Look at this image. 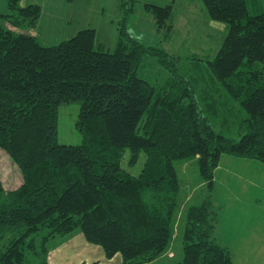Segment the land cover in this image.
Returning <instances> with one entry per match:
<instances>
[{
  "label": "trees",
  "instance_id": "trees-1",
  "mask_svg": "<svg viewBox=\"0 0 264 264\" xmlns=\"http://www.w3.org/2000/svg\"><path fill=\"white\" fill-rule=\"evenodd\" d=\"M5 1L0 146L21 179L12 188L0 179V264H53L49 242L75 231L107 258L119 253L121 264L152 261L174 237L180 207L174 160L192 158L205 193L181 214V254L170 264H235L215 235L212 173L221 152L264 161V7L202 0L226 32L211 58L180 61L130 34L132 0L122 2L112 51L95 48L88 27L44 44L35 34L41 4ZM145 8L158 28L173 16L172 3ZM148 66L161 68V83L144 77ZM70 101L79 104L76 144L57 140V109Z\"/></svg>",
  "mask_w": 264,
  "mask_h": 264
},
{
  "label": "rangeland",
  "instance_id": "rangeland-1",
  "mask_svg": "<svg viewBox=\"0 0 264 264\" xmlns=\"http://www.w3.org/2000/svg\"><path fill=\"white\" fill-rule=\"evenodd\" d=\"M24 1L27 0H20V3H24ZM116 1L119 2L120 7L119 15L115 20V27L119 34V23L124 16L122 2L130 0ZM166 1L132 0L133 11L128 15L129 19L125 22L130 34L145 45H161L174 57L177 56L180 61L196 54L211 58L223 39L227 24L209 16L202 0H173L172 18H166L163 26L158 28L154 24L152 13L145 8V4L159 5L158 3H162L161 5H165ZM1 2L2 0H0ZM90 3V6L87 7L83 5L84 8L79 5L77 9L80 14H75L72 23H68L69 25H65L67 18L65 14L62 16L43 15L42 20L38 21L35 27L38 39L44 44H54L70 37L79 28L91 27L86 25L90 20L89 9L96 11L105 20L110 16L107 2L91 0ZM247 5L249 10H256L259 7H264V0H247ZM84 11L86 13L81 15ZM92 17L97 20L96 16ZM99 27L100 30H97L94 47L102 50H114L115 46L107 44L110 41L109 36H103L105 27L103 25ZM143 75L153 79L156 84L161 83L162 80L160 79L164 77L161 68L151 70L149 66L144 70ZM182 99L175 97L176 102H182ZM78 109L77 101L59 104L57 109V140L59 142L69 144L81 142L82 137L75 123ZM233 133H235L233 134L235 137L241 134L238 128L233 129ZM128 155V150H126L121 160L122 163H126ZM139 158L134 166L135 170L138 169V163L142 160L143 155ZM215 163L219 167V170L217 169L212 173L211 187V199L218 211L215 233L223 241V244L228 245L235 264H263L264 161L221 152ZM174 165L181 190L180 196L183 197L186 193L193 196L188 201L180 202L179 208L182 211L177 220L178 233L171 243L176 257L181 254V229L184 221L181 214L188 205L201 201L198 197L204 195L206 187L201 184L204 180L200 177L198 162L195 158L174 160ZM0 179L5 188L18 185L21 179L18 164L1 146ZM192 191L194 195H192Z\"/></svg>",
  "mask_w": 264,
  "mask_h": 264
},
{
  "label": "crops",
  "instance_id": "crops-1",
  "mask_svg": "<svg viewBox=\"0 0 264 264\" xmlns=\"http://www.w3.org/2000/svg\"><path fill=\"white\" fill-rule=\"evenodd\" d=\"M90 1L91 0H27L26 2L24 1V3L21 2V4L25 5L27 3H33V2H38L41 4V13L39 15V18L40 17L41 18L40 19L38 18L37 23L38 21L42 20L43 15L48 14V15L62 16L65 14L67 16L65 25H69L68 23H72L73 16H75V14L77 15L80 14V11L77 9L79 5L82 8H84L83 5L84 6L86 5V7L90 6L89 5L91 4ZM103 1L107 2L106 5H108L110 16H108V18L105 20L103 17L99 16L96 11L94 12L93 9H89L88 15L90 16V20H88L86 25L91 26L88 28L94 29V32H95L94 41L96 38L97 30H100L99 26L103 25L105 27L104 28L105 33L103 36H109L110 38V41L107 42V44L116 47L119 34L117 33V28L115 27V22H116L115 20L117 19L119 15V9H120L119 2L116 0H103ZM171 3L174 4V1L167 0L165 5H168ZM158 4L159 6H165V5H161L162 3H158ZM5 8H6L5 0H2V2L0 3V12L5 11ZM173 8H174V5H173ZM103 10H105V8H103ZM85 13L86 11L81 13V15L82 14L84 15ZM92 16H96V19L98 21L93 19ZM83 28H87V27H83ZM35 34L38 38V33L36 29H35ZM73 35H71L70 37H72ZM218 168H219L218 166L215 167L214 171H216ZM201 184H203V187H205L204 181L203 183L201 182ZM180 194H181V190H180ZM192 195H194L193 191H192ZM179 197H180L179 199L181 202V201H188L193 196H190L189 194L186 193L184 194L183 197L181 196ZM202 197H198V199L200 200ZM181 211L182 209L179 208L178 215L175 221L174 237H176L178 233V229H177L178 221L177 220L179 219V215ZM217 219H218V216H217ZM216 230H217V227L215 228V231ZM216 236L221 241L218 235ZM221 242L223 243V241ZM175 255L176 254L173 251V246L172 244H170V247L167 249L166 252H164L157 258L153 259L152 261H149L144 264H170L174 260ZM47 258H48V261L53 264H78L81 261H87V262L96 261V264H121V255L119 253H115L112 257L107 258L104 255V251L102 247L99 244L89 242L81 231H75L63 237L53 238L49 242V251H48Z\"/></svg>",
  "mask_w": 264,
  "mask_h": 264
}]
</instances>
